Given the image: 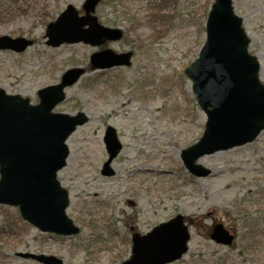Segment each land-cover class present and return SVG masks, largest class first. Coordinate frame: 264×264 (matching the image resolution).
Returning <instances> with one entry per match:
<instances>
[{"label":"rangeland","instance_id":"rangeland-1","mask_svg":"<svg viewBox=\"0 0 264 264\" xmlns=\"http://www.w3.org/2000/svg\"><path fill=\"white\" fill-rule=\"evenodd\" d=\"M83 1L0 0V36L32 40L22 52L0 49V88L36 103L38 89L68 68L83 67L54 111L88 116L67 138L69 155L57 173L69 194L66 214L80 233H42L17 207L0 205V264H40L16 252L65 264H118L130 255L132 233L144 235L177 214L189 240L169 264H264V129L250 143L200 157L211 170L206 177L191 175L180 159L206 121L184 69L204 41L212 0H100L95 14L123 30L120 40L46 45V24L67 4L80 11ZM232 1L264 84V0ZM103 48L131 51L130 65L91 70L89 55ZM108 125L122 147L110 164L114 173L104 176ZM216 223L234 235L231 245L210 239Z\"/></svg>","mask_w":264,"mask_h":264},{"label":"water","instance_id":"water-1","mask_svg":"<svg viewBox=\"0 0 264 264\" xmlns=\"http://www.w3.org/2000/svg\"><path fill=\"white\" fill-rule=\"evenodd\" d=\"M99 0H85L84 15L67 7L45 29L46 44L82 41L101 45L120 39L122 31L101 25L92 13ZM242 19L234 14L231 0H214L205 22V41L196 59L185 69L193 82L199 106L206 123L199 140L181 151L187 170L204 177L210 169L196 163L212 154L251 142L264 128V85L259 81L256 57L249 54ZM32 43L23 37L0 36V48L23 51ZM131 52L116 54L110 49L92 53L90 68L129 65ZM84 73L80 67L65 70L60 82L37 91L39 102L31 105L28 98L6 94L0 89V204L18 206L22 219L42 232L74 235L79 228L67 217L68 193L56 178L66 165L69 151L65 143L74 129L87 117L52 112L64 100V88L74 84ZM103 142L108 153L101 174L110 175V162L120 150L115 130L106 128ZM210 238L230 245L233 235L221 223L215 224ZM189 233L181 215L153 227L145 235L131 237V255L120 264H168L187 250ZM43 264H64L55 256L17 252Z\"/></svg>","mask_w":264,"mask_h":264},{"label":"bare ground","instance_id":"bare-ground-1","mask_svg":"<svg viewBox=\"0 0 264 264\" xmlns=\"http://www.w3.org/2000/svg\"><path fill=\"white\" fill-rule=\"evenodd\" d=\"M125 109V108H124ZM125 116V115H124ZM199 163H202L201 159L198 160ZM203 164V163H202Z\"/></svg>","mask_w":264,"mask_h":264}]
</instances>
